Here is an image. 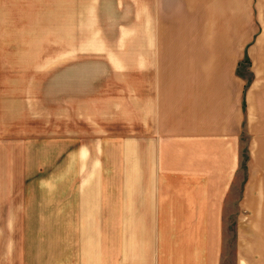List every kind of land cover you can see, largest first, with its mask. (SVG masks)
Here are the masks:
<instances>
[{
    "label": "crops",
    "instance_id": "crops-1",
    "mask_svg": "<svg viewBox=\"0 0 264 264\" xmlns=\"http://www.w3.org/2000/svg\"><path fill=\"white\" fill-rule=\"evenodd\" d=\"M122 2L0 0V264H224L227 223L264 207V0L154 1L175 27ZM88 65L175 66V86L86 94ZM52 67L76 68L57 95Z\"/></svg>",
    "mask_w": 264,
    "mask_h": 264
},
{
    "label": "rangeland",
    "instance_id": "rangeland-1",
    "mask_svg": "<svg viewBox=\"0 0 264 264\" xmlns=\"http://www.w3.org/2000/svg\"><path fill=\"white\" fill-rule=\"evenodd\" d=\"M156 1V0H154ZM153 0H142L139 3V7L133 9L130 5L129 0H124L120 5L125 6L120 8L129 9V13L132 16L138 17V19L133 18L132 25L140 26L148 23L149 25H162V26H173L175 27V18L164 17L161 19L157 16V19L151 20L146 18L148 14H151L152 7L155 6V9L159 10V14L162 15V12L156 2ZM163 3L166 6V0H159V3ZM149 6H152L149 8ZM172 9H174L172 11ZM175 12L172 3L168 8L164 10L163 14L172 15ZM118 10L110 11V14L117 18ZM158 15V12H157ZM115 20L110 18L109 21H106L104 24L103 20H100L101 26H113L115 25ZM128 21V20H127ZM117 25V23H116ZM87 37V36H85ZM86 63L88 61H85ZM34 74L37 75L39 72L48 73L47 70L51 71L52 75V85H53V95L55 91H58L55 88L58 85L61 75H71L75 74L76 68H60L52 67L46 68L44 71L43 68H34ZM77 70L84 77V88L85 93L93 86L97 85V78L99 77L100 86L106 85L108 89H112L117 96H123L130 92H135L139 96L154 98V81H162L161 84L165 88L175 86V66H152V67H92L90 65L84 66L82 68H77ZM238 73L243 75L245 79V87L249 85L253 77V71L250 66V61L245 60L243 65L237 68ZM109 76V77H107ZM160 76V79L156 77ZM155 77V79H154ZM169 86V87H168ZM152 104L149 108V118L154 119L156 114L155 110L157 108L154 104V99L149 100ZM164 113L167 112L168 107L166 106V99ZM154 108V109H153ZM166 118L167 115H164ZM132 118V135H141L146 133V129L141 128L140 120L141 117L139 114L133 113ZM123 130V129H122ZM246 142V141H245ZM53 150L56 153H59V147H53ZM247 158H245V179L247 171ZM231 223L233 222L230 221ZM225 242H224V264H264V207L261 211L249 212L244 211V221L243 225L235 226L234 222L232 224L227 223L224 228Z\"/></svg>",
    "mask_w": 264,
    "mask_h": 264
}]
</instances>
